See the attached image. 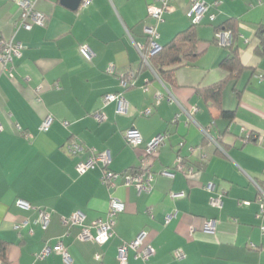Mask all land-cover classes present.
<instances>
[{"label": "crops", "instance_id": "crops-1", "mask_svg": "<svg viewBox=\"0 0 264 264\" xmlns=\"http://www.w3.org/2000/svg\"><path fill=\"white\" fill-rule=\"evenodd\" d=\"M150 1L90 0L86 8L70 10L59 0H35L45 21L27 30L15 26L20 16L16 0H0V38L23 45L21 56L12 61L13 77L0 63V239L7 243L6 261L0 264H120V246L142 230L154 248L150 264H264L258 190L264 185V79L258 77L264 73L258 37L264 35V0H204L217 5L196 24L200 55L175 70L173 84L142 65L137 44L147 43V29L154 24L147 12ZM172 4L157 26L160 46L191 24L190 0ZM229 17L237 19L236 45L244 65L222 92V108L233 111L232 119L198 93L229 74L223 62L229 49L214 41V27ZM83 44L92 51L91 59L80 53ZM109 63L115 65L113 73L105 70ZM128 70L136 71L134 84L122 88L119 79ZM119 91L129 103L126 114L116 112L115 101L102 102L105 93ZM159 92L163 96L156 102ZM168 93L174 101L167 100ZM192 107L197 110L188 119L184 111ZM145 108L150 115L140 114ZM98 112L105 118L98 120ZM47 115L51 121L43 131ZM131 127L142 137L137 147L124 137ZM160 133L166 139L143 159L145 143ZM70 139L84 151L68 153L64 145ZM86 148L107 152L109 162L78 172ZM178 154L194 167L191 174L175 169ZM144 162L153 175L149 191L127 184L124 174L114 187L102 182L105 168L130 173ZM163 169L173 175L160 173ZM210 182L212 191L205 188ZM220 192L222 206L210 205V197ZM111 195L125 205L115 217L111 238L102 245L79 240V227L63 218L76 210L84 213L86 223L105 218ZM18 199L51 212L46 229L37 221V210L18 206ZM21 218L29 224L15 229ZM209 220H215L213 231L204 230ZM59 237L69 262L58 251L42 260L35 257ZM178 249L185 254L182 259L174 256ZM126 258L128 264H143L131 250Z\"/></svg>", "mask_w": 264, "mask_h": 264}, {"label": "built area", "instance_id": "built-area-1", "mask_svg": "<svg viewBox=\"0 0 264 264\" xmlns=\"http://www.w3.org/2000/svg\"><path fill=\"white\" fill-rule=\"evenodd\" d=\"M173 0H151L147 5L148 15L154 20V24L148 27L147 33L149 36V44L146 47L143 44L138 43V49L141 52L142 59L145 63L148 62L149 56L154 52L158 51L161 46L157 43V38L159 33L157 31V26L160 22L164 20V14L173 10L174 6L172 4ZM90 3V0H81L79 4V9L86 8ZM16 4L20 9V16L18 23H16V28H24L30 30L34 25H43L45 21V15L35 8V0H16ZM217 2H206L204 0H190L189 15L191 18V23L198 24L202 21L204 15L209 13L212 8L216 7ZM215 19V14H209V20L213 21ZM216 41L221 46H228L232 43V32L230 30H222L215 33ZM23 45L20 42L10 39L0 38V63L6 73L13 77V66L12 61L15 57L21 56V49ZM79 51L83 57L86 59H91L93 53L90 48L86 45H80ZM109 73L115 71V65L109 63L105 69ZM136 71L128 70L126 73L120 76V85L122 88H127L134 84ZM259 79H264V73L258 74ZM163 96L162 92H159L156 96V102H158ZM167 100L172 102L174 97L168 93ZM112 101L116 102V112L121 114H126L129 110V103L124 97L121 91L114 93H105L102 96L103 105H106ZM197 110V107L190 108L187 112L184 111L188 119L193 118V114ZM150 108H145L140 111L142 116H148L151 114ZM98 120L105 118V115L101 112L95 114ZM51 116L47 115L44 117L40 129L46 131L50 125ZM124 137L126 143L132 147H137L142 143V137L137 129L134 127L128 128L124 132ZM166 133H160L153 137L150 141L146 142L144 145V158L153 155L160 145L166 139ZM65 149L70 154H78L84 151V147L75 140H68L65 143ZM87 158L84 161H79L76 164V170L80 173L85 172L89 168L93 167L96 162H101L106 165L109 162V157L105 151H97L94 148H86ZM145 164V162H144ZM146 166V167H145ZM143 165L140 169L131 171L130 173H119L116 171L109 170L105 168L102 173V182L110 187H114V181L121 174L125 176L127 184H133L135 188L140 191H149L151 189L150 180L152 178V173L147 169V164ZM175 169L186 174H191L194 171V167L191 165H186L183 161V157L178 154L176 158ZM162 174L167 176H172L173 171L163 169ZM264 174V171H263ZM205 188L209 191L214 190L213 183H207ZM259 194L262 198L260 204L261 211L264 212V185H258ZM222 196L223 192L218 193L216 196H212L209 199L210 205L220 208L222 206ZM17 205L24 208H33L37 210L38 216L37 221L41 225L42 229H46L47 223L50 220L51 212L44 207L33 206L29 202L18 199L16 201ZM248 203V202H245ZM124 202L118 197L111 195L108 203V208L106 211L105 218H98L91 223L85 222V215L82 211L76 210L72 214L63 218V222L69 226L76 225L79 227L78 239L81 241H90L96 244L106 243L113 235V228L115 225V217L118 213L124 210ZM169 218V217H168ZM29 224L28 219L21 218L14 224L15 229H22L27 227ZM216 227L215 220H209L204 223V230L213 231ZM262 232H264V226L261 227ZM147 232L145 230L140 231L136 237L128 242H124L119 248V261L120 264H128L127 262V252L129 250L133 251V255L136 259H139L143 264H150V258L154 253V248L150 243L146 242ZM255 247L253 244H250ZM51 251H58L62 254L65 261H70V255L67 248L65 247L61 237H59L53 247L46 244L40 251L35 253L37 259H44ZM174 256L177 259H182L185 254L182 250H175ZM96 259L101 260L100 253L95 254Z\"/></svg>", "mask_w": 264, "mask_h": 264}, {"label": "trees", "instance_id": "trees-1", "mask_svg": "<svg viewBox=\"0 0 264 264\" xmlns=\"http://www.w3.org/2000/svg\"><path fill=\"white\" fill-rule=\"evenodd\" d=\"M222 30H230L232 32V43L227 46L229 53L223 60L230 67L229 74L217 83L198 89V93L205 104L218 107L220 114L224 118L232 119L233 111L222 108L221 97L226 81L233 79L235 76L237 77L244 69L236 45L238 38L237 19L235 17H229L214 27L215 32ZM258 35L260 45L264 47V35L261 33ZM215 37L214 41H216ZM198 42L196 24L191 23L187 28L178 31L169 42L149 56L147 63L143 61L142 65L150 66L153 72L163 82L173 84L175 83V70L180 66L193 64L200 55ZM148 44L149 40L144 45L147 47ZM6 251L7 243L0 239V259L4 262L6 261Z\"/></svg>", "mask_w": 264, "mask_h": 264}, {"label": "water", "instance_id": "water-1", "mask_svg": "<svg viewBox=\"0 0 264 264\" xmlns=\"http://www.w3.org/2000/svg\"><path fill=\"white\" fill-rule=\"evenodd\" d=\"M59 2L70 10H77L81 0H59Z\"/></svg>", "mask_w": 264, "mask_h": 264}, {"label": "rangeland", "instance_id": "rangeland-1", "mask_svg": "<svg viewBox=\"0 0 264 264\" xmlns=\"http://www.w3.org/2000/svg\"><path fill=\"white\" fill-rule=\"evenodd\" d=\"M227 49V48H226Z\"/></svg>", "mask_w": 264, "mask_h": 264}]
</instances>
